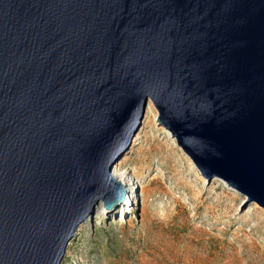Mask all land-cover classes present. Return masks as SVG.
I'll return each instance as SVG.
<instances>
[{"label":"water","instance_id":"water-1","mask_svg":"<svg viewBox=\"0 0 264 264\" xmlns=\"http://www.w3.org/2000/svg\"><path fill=\"white\" fill-rule=\"evenodd\" d=\"M150 102L199 174L264 210V0H0V264H61Z\"/></svg>","mask_w":264,"mask_h":264},{"label":"rangeland","instance_id":"rangeland-1","mask_svg":"<svg viewBox=\"0 0 264 264\" xmlns=\"http://www.w3.org/2000/svg\"><path fill=\"white\" fill-rule=\"evenodd\" d=\"M157 116L148 102L111 171L125 176L136 206L98 207L61 264H264V210L218 179L207 183Z\"/></svg>","mask_w":264,"mask_h":264},{"label":"bare ground","instance_id":"bare-ground-1","mask_svg":"<svg viewBox=\"0 0 264 264\" xmlns=\"http://www.w3.org/2000/svg\"><path fill=\"white\" fill-rule=\"evenodd\" d=\"M133 144H134V142H133ZM122 156H123V155H122ZM122 156H121V157H122ZM121 157H120V158H121ZM120 158H119V159H120ZM119 159H118V160H119ZM118 160H117V161H118ZM111 176L114 177L116 180H118L120 183H122L124 186H126V188H128V189L130 188V187H129V184H128V181H126L125 176H123V175L119 176V175L115 174L114 171H113V173L111 172ZM141 193L143 194V190L141 191ZM137 194H138V192H137ZM141 196H142V195H141ZM129 206H130V205H129ZM129 206H128V205L126 206V211H127V210L129 211V209H130Z\"/></svg>","mask_w":264,"mask_h":264}]
</instances>
